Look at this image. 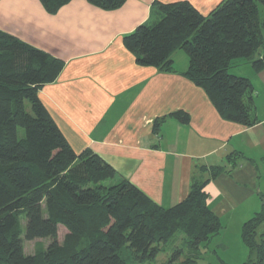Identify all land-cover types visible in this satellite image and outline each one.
Returning a JSON list of instances; mask_svg holds the SVG:
<instances>
[{
    "label": "trees",
    "instance_id": "obj_1",
    "mask_svg": "<svg viewBox=\"0 0 264 264\" xmlns=\"http://www.w3.org/2000/svg\"><path fill=\"white\" fill-rule=\"evenodd\" d=\"M38 1L54 15L72 0ZM85 1L108 12L126 2ZM258 4L264 12V0H223L202 15L187 1L156 2V22L125 35L123 46L138 65L163 72L172 71L173 52L183 51L188 57L183 76L204 91L221 119L251 127L256 123L251 83L228 69L235 59L250 61L255 73L264 69ZM62 68V61L0 31V264L144 263L176 236L189 256L180 264L196 263L201 247L222 230L204 188L223 167H201L208 177H192L187 197L166 209L127 180L114 182L115 171L100 157L90 150L74 152L39 98ZM59 227L67 232L62 243ZM240 237L247 250L242 264H264V201L242 224ZM37 239H48L47 247L26 255L23 241ZM180 252L166 264H175Z\"/></svg>",
    "mask_w": 264,
    "mask_h": 264
},
{
    "label": "crops",
    "instance_id": "obj_2",
    "mask_svg": "<svg viewBox=\"0 0 264 264\" xmlns=\"http://www.w3.org/2000/svg\"><path fill=\"white\" fill-rule=\"evenodd\" d=\"M180 1L207 15L223 0H126L110 12L72 0L54 15L38 0H0V31L63 62L39 98L75 153L90 150L114 182L127 180L165 209L187 197L192 177H208L201 167H223L204 188L207 205L220 221L249 219L264 201V69L245 60L247 74H233L252 86L256 123L245 127L221 119L183 76L188 57L175 67L173 52L163 72L138 65L123 46L125 35L156 22L153 4Z\"/></svg>",
    "mask_w": 264,
    "mask_h": 264
},
{
    "label": "rangeland",
    "instance_id": "obj_3",
    "mask_svg": "<svg viewBox=\"0 0 264 264\" xmlns=\"http://www.w3.org/2000/svg\"><path fill=\"white\" fill-rule=\"evenodd\" d=\"M259 14L261 20L264 18L263 7L258 4ZM262 49L259 50V53ZM176 53L175 67H178L182 61H187L186 54L178 50ZM258 57V54L255 58ZM183 64V62H182ZM248 64L244 59H235L231 61L230 67L228 69L229 74H247ZM244 220V221H243ZM248 219L239 218H222L221 225L222 230L220 233L212 238L207 247H201L200 251L202 253L201 258L194 264H242L246 258V248L241 243V227L242 223ZM21 238L24 237V227L25 219L23 216L19 218ZM67 234L65 228L59 227L58 238L59 242L62 243L65 235ZM49 241L48 239H37L33 241H23V248L26 255H32L35 252L44 250ZM181 236H176L171 239L165 247L157 254L156 258L144 263H128V264H166L167 261L174 256L177 250H180V255L176 257L175 264H180L187 258L188 250L182 244ZM205 252V254L203 253ZM124 259L130 256L129 251L123 250L122 254Z\"/></svg>",
    "mask_w": 264,
    "mask_h": 264
}]
</instances>
